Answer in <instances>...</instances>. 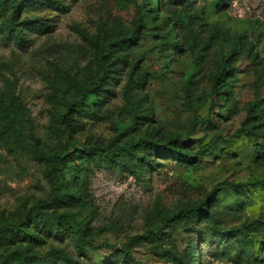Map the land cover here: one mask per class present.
I'll return each instance as SVG.
<instances>
[{"label": "rangeland", "instance_id": "obj_1", "mask_svg": "<svg viewBox=\"0 0 264 264\" xmlns=\"http://www.w3.org/2000/svg\"><path fill=\"white\" fill-rule=\"evenodd\" d=\"M146 3L147 0L30 1L18 19L34 22L24 27L22 46L7 36L4 20L8 14L0 11V91L15 98L19 105L21 133L29 149H6L0 136V222L20 220L24 212L52 194L45 167L32 152L60 150L67 145L68 133L61 118L63 102L56 98L58 85L67 84V93L73 96L74 79L94 80L98 70L94 39L103 40L117 29L132 28ZM150 5L155 6L154 0ZM165 10L162 14L169 23H176L174 41L155 36L157 32L147 24L129 55V62L139 61V69L130 77L120 68L110 80L112 95L90 96L80 106L74 115L78 130L73 140L79 148L112 149L126 138L138 136V127L120 109L137 100L140 83L153 105L156 120L167 129L186 135L198 120L189 138L196 142L193 150L201 153L202 163L189 168L167 161L164 168L139 180L107 166L74 167L65 171V176L74 178L76 192L86 207L80 210L75 206L73 214L86 221L95 245L106 242L119 247L149 228L147 220L156 206L175 212L215 188L218 198L210 205V212L215 215V226L220 230L223 227L228 234L216 231L210 222L197 227L200 264H247V254L242 250L244 240H239L237 233L251 237L256 244L255 264H264V140L238 133L246 118L245 107L254 101V80L264 68V0H181L171 2ZM158 22L161 24V20ZM236 35L242 36L241 49L254 44L261 63L255 66L242 55L232 57L231 63L237 69L235 96L239 113L229 117L221 97L208 128L214 58L229 50L227 38ZM210 36L214 37L210 46L202 51ZM140 70L148 72L144 86ZM261 95L264 96V81ZM213 136L217 142L204 150ZM236 183L245 186L243 194L230 186ZM158 220L153 218L151 222ZM174 239L179 251L188 249L190 238L186 234H176ZM56 249L76 250L69 237L32 253L46 264H67L54 254ZM100 253L108 256L111 250L102 249ZM134 253L141 264H178L153 256L147 242L135 245ZM0 254L5 255L1 247ZM90 258L81 262L97 264L101 257L91 253Z\"/></svg>", "mask_w": 264, "mask_h": 264}, {"label": "trees", "instance_id": "obj_2", "mask_svg": "<svg viewBox=\"0 0 264 264\" xmlns=\"http://www.w3.org/2000/svg\"><path fill=\"white\" fill-rule=\"evenodd\" d=\"M30 1L37 0H0V11L7 13L4 25L7 28V36L15 39L19 46L25 41V28L28 24H34L31 20L19 22L23 6ZM154 0L155 6L150 5V0L145 4L144 12L135 20L132 28L117 29L112 34L100 40L94 39L96 48V60L98 70L94 80H73V96L67 93V84L58 85V95L63 102L61 118L68 133L67 145L60 150H35L33 155L41 162L47 173L52 194L46 200L35 204L30 210L23 213L18 221L3 220L0 223V264H46L36 257V249L54 241L64 242L71 238L75 243V251L54 250V254L67 264H83L81 260H88L91 253H98L100 260L97 264H141L135 257V245L141 242L150 244L153 256L161 259H170L178 264H200L201 257L197 252V242L200 224L210 222L216 231L228 234L223 227H217L215 215L210 212V205L215 203L217 189L207 193L202 199L182 205L175 212L168 211L165 207L156 206V209L148 217L149 228L141 236H131L121 244L112 246L108 243L94 244V234L86 226V221L78 220L73 214L72 208L86 207L80 194H77L74 178H66L65 171L75 170L80 165L107 166L119 170L122 174L132 176L137 180L143 175H151L152 172L164 168L167 161L176 162L185 167L194 168L202 163L200 152L193 150L196 142L189 136L198 126L195 120L186 135L167 129L160 124L154 114L153 105L142 92L140 83L136 99L121 107V113L131 118L138 127L140 134L126 138L123 144L115 148L102 147H78L73 140L74 133L78 130L74 121V115L78 113L82 104H86L89 97L112 95L110 80L121 68L133 77L139 69V61H130L129 55L138 45L143 30L150 24L157 32L155 36L173 42L175 38L176 23H169L164 9L168 11L171 2L181 0ZM161 20V24L158 22ZM162 25L164 33L162 34ZM210 36L205 40L202 51H206L212 39ZM230 48L226 53H220L214 58V70L210 75V92L212 103L208 128L212 126L211 116L215 113V106L223 97L225 108L229 117L233 118L239 113V103L235 96L237 84V69L231 63L233 56L242 55L249 59L255 66L260 65L261 59L255 50L253 43L247 48L241 49V35L228 36ZM194 49L196 48L193 46ZM148 72L140 70L139 78L141 86H144ZM264 81V68L260 69L253 83L254 101L246 107V118L242 123L239 134L264 140V96L261 95V85ZM13 97H15L13 95ZM20 108L15 98L0 91V136L1 143L6 149L13 147L22 148L26 151L25 138L22 133ZM208 136L206 135V138ZM217 142L216 137L204 146V150ZM236 193L243 194L245 186L241 183L230 184ZM153 218L159 219L154 224ZM184 233L190 241L188 249L179 251L176 247V234ZM197 234L198 237L195 235ZM236 237L244 240L242 250L247 254V264H255L254 253L256 244L248 238L246 233H237ZM110 249L111 254L104 255L100 251ZM33 252V253H32ZM74 253V254H73ZM75 255L77 257H75ZM113 259H116L115 261Z\"/></svg>", "mask_w": 264, "mask_h": 264}]
</instances>
